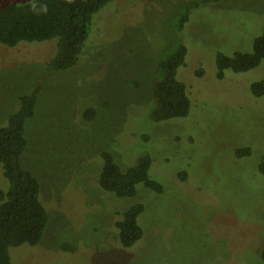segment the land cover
Wrapping results in <instances>:
<instances>
[{
	"label": "rangeland",
	"instance_id": "1",
	"mask_svg": "<svg viewBox=\"0 0 264 264\" xmlns=\"http://www.w3.org/2000/svg\"><path fill=\"white\" fill-rule=\"evenodd\" d=\"M29 1L0 0V9ZM187 1L114 0L93 16L77 63L65 71L45 73L57 39L0 44V128L18 109L19 98L41 86L20 161L39 177L51 223L37 246L10 248V264L259 262L264 184L233 153L239 144L264 152V98L249 90L264 79V64L244 73L224 70L217 79L215 59L218 53L251 52L264 32V0H222L190 13L178 34L186 55L176 71L186 87L189 113L154 123L149 114L155 59L163 56L171 37L164 23L172 22ZM123 75L133 76L138 87L125 86ZM89 107L100 110L95 122L82 117ZM103 145L122 170L150 157L149 176L164 193L141 189L135 198L121 199L101 193ZM179 172L186 178L176 179ZM71 176L79 181L73 184ZM6 186L0 166V189ZM139 201L145 205L139 219L145 233L123 248L111 225L119 218L115 212ZM97 226L98 236L92 232ZM62 243L72 244L74 251H62Z\"/></svg>",
	"mask_w": 264,
	"mask_h": 264
},
{
	"label": "trees",
	"instance_id": "2",
	"mask_svg": "<svg viewBox=\"0 0 264 264\" xmlns=\"http://www.w3.org/2000/svg\"><path fill=\"white\" fill-rule=\"evenodd\" d=\"M113 1L31 0L23 4H5L0 9V44L15 47L20 42L57 39L55 56L46 63L45 73L65 71L77 63L92 28L93 16ZM220 1L222 0H188L179 6L180 10L172 22L164 23L171 37L163 47L165 48L162 51L163 56L159 60L155 59L156 81L152 85L153 108L149 114L150 120L154 123L185 118L188 115L190 102L186 87L176 79V71L184 64L186 55V48L178 34L184 29L193 10ZM261 63L264 64V32L254 39L250 53L239 51L233 52L232 55L218 53L215 59L216 78L222 79L224 70L244 73L257 68ZM201 72L202 70L198 69L196 76H200ZM132 77L126 75L122 77L124 85L128 88H136L139 85ZM249 90L253 97L264 98V79L251 83ZM40 91L41 86L37 85L29 94L20 97L18 109L8 117L6 126L0 128V166L7 183L5 190L0 189V264H10V248L22 245L37 246L44 231L48 230L51 224L50 216L40 197L39 177L24 169L20 161L27 146L26 123L34 115ZM99 111L94 107L86 108L82 117L85 122H95ZM263 114L264 112L261 114V121L264 120ZM86 147L84 145V148ZM103 147L99 154L101 165L97 178L98 190L101 193L120 199L135 198L141 189L157 196L164 193L162 185L149 176L150 157H141L134 166L122 170L118 165L120 163L114 162L113 154L107 151L109 148L104 145ZM233 155L237 161L241 162L244 159L248 163L247 168L253 169L250 172L251 177L264 184V152L255 150L253 144L247 146L239 144L235 147ZM70 175V173L65 175L67 180L70 179ZM71 177L73 184L79 181L77 176ZM175 178L181 180L186 176L179 172ZM138 185L140 186L137 188ZM248 191L251 196L250 190ZM128 207L123 212L122 210L115 212L119 218L111 224L116 228L118 241L123 248L133 246L145 233L139 222L145 211L144 203L134 202ZM98 228L99 226L92 228V232L96 233ZM93 244L87 249L93 247ZM60 247L62 251L69 253L74 251L70 243H62ZM95 247L102 250L99 246ZM260 261L264 264V247L259 255Z\"/></svg>",
	"mask_w": 264,
	"mask_h": 264
},
{
	"label": "clouds",
	"instance_id": "3",
	"mask_svg": "<svg viewBox=\"0 0 264 264\" xmlns=\"http://www.w3.org/2000/svg\"><path fill=\"white\" fill-rule=\"evenodd\" d=\"M32 8H33V10L35 9V5H34V4L32 5ZM46 10H47V9L45 8L44 11H46Z\"/></svg>",
	"mask_w": 264,
	"mask_h": 264
}]
</instances>
